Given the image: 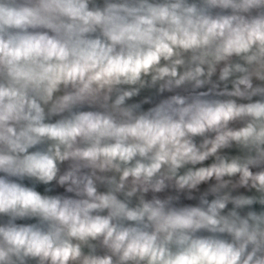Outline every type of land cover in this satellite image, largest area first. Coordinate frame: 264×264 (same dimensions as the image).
<instances>
[{
	"label": "clouds",
	"instance_id": "1",
	"mask_svg": "<svg viewBox=\"0 0 264 264\" xmlns=\"http://www.w3.org/2000/svg\"><path fill=\"white\" fill-rule=\"evenodd\" d=\"M212 2L227 6L230 0ZM250 3L264 4V0ZM179 9V4L171 7L113 4L101 13L90 10L87 0H37L22 23L6 22L24 31L0 34V142L13 151L26 152L43 136L69 147L80 138L89 146L67 152L61 159L78 157L101 170L118 167L113 163L115 160L127 162L137 153L145 155L158 140H162L158 160L165 159L167 146L171 145L175 149L172 159L179 163L176 157L190 151L187 141L182 142L186 131L196 134L238 117H247L248 122L229 133L232 139L264 143V102L255 97L251 102L244 99L246 93L240 86L251 87L253 81L244 75L245 69L239 64L236 83L228 92L230 99L197 94L136 115L125 108V102L138 93L125 90L112 102L111 111L93 110L102 94L105 102L111 99L108 93L113 86L135 84L142 75L155 72L160 78L174 80L177 86L194 82L199 88L202 78L207 74L210 79L221 63L224 67L220 69L219 80L230 79L233 73L227 61L233 56L246 61L264 58V20L233 25L235 17L209 20L195 16L193 7L182 12ZM97 31L100 36L91 35ZM190 45H198L204 54L182 72L185 61L179 56L182 51H189ZM57 93L60 95L54 100ZM50 103L56 112L75 106H81L82 110L58 124H45L44 106ZM114 112L121 113L123 118L118 119ZM189 116L191 122L186 123L185 117ZM257 120L261 121L259 127L255 125ZM11 162L12 157L0 155V166ZM159 167V163L147 169L138 165L126 169L123 176L139 177L142 170L151 176ZM55 169L53 157L28 154L24 166L14 171L27 172L48 182L55 177ZM213 171L217 176L240 174L241 187L251 184L264 190V168L253 171V166L241 168L231 164ZM207 178H211V173ZM95 193L89 181L86 194L98 203L61 202L0 180V213L23 209L19 214L25 215L30 211L52 222L54 229L42 232L35 226L0 227V264H17L25 257L40 258L49 264H69L80 255V250L62 240L61 233L81 239L106 233L105 243L111 239L112 248L123 261L264 264V227L243 212L236 217L221 214L227 203H214L211 214L199 209L165 210L159 202L158 206L146 203L142 210L125 211L124 204L117 203L114 196ZM236 203L251 205L253 201L249 198ZM109 206L117 209L114 215L145 222V227L151 225L153 230H117L109 219L89 216L90 210ZM201 229L224 234L225 238L190 240L186 234ZM176 238L183 247L172 253L168 245ZM91 264H112V261L106 258Z\"/></svg>",
	"mask_w": 264,
	"mask_h": 264
},
{
	"label": "crops",
	"instance_id": "2",
	"mask_svg": "<svg viewBox=\"0 0 264 264\" xmlns=\"http://www.w3.org/2000/svg\"><path fill=\"white\" fill-rule=\"evenodd\" d=\"M37 0H0V34L8 35L10 33H19L24 29L11 27L17 23H22L26 14L31 11ZM88 8L92 11L105 13L113 4H127L139 7L141 4H147L157 7H171L173 4H179V11L187 7L196 9L195 16L217 20L221 13L226 10H232L233 25L240 21L252 22L264 20V4L250 3V0H230L227 6L220 3H213L212 0H87ZM100 36V32L91 34ZM204 54L203 49L198 45H190V50L181 52L180 59L185 61L181 71H185L193 64L198 62V58ZM164 64V61H161ZM233 75L230 79L221 82L219 80L220 69L224 67L221 63L217 65L216 74L209 79L207 74L203 77V84L199 88L195 83H183L177 86L174 80L170 78H160L157 73L142 75L141 79L135 84L121 83L112 87L108 95L110 100L105 102L102 94L93 110H112V102L125 90L133 91L132 99L125 102V108L131 110L133 114H142L145 109H156L160 105L163 108L171 104L174 100L181 98L191 99L197 94L207 98L230 99L229 90H232L236 83L239 73L236 71V65H241L244 69V75L248 76L253 82L251 87L241 85L245 91L244 97L248 102L252 98L258 102H264V58L246 61L242 57L233 56L227 61ZM154 77H156L154 79ZM107 92V89L105 90ZM60 93L56 94L54 100ZM45 124H58L63 120L73 117L74 113L82 110L81 106H75L72 109H66L63 112L53 111V104L44 106ZM118 119H122L121 113L114 112ZM185 122H191V118L185 117ZM248 122L247 117H238L228 122H221L219 125L207 128L203 131V137L200 140H193L190 131L182 138V142L187 141L190 151L181 153L176 157L179 163L174 162L172 155L175 149L171 145L167 146L168 155L164 160H158V154L161 153L159 147L162 140H158L157 145L145 155L138 153L130 161L115 160L113 163L118 167L109 166L103 170L93 167L90 163L83 161L78 157H64L67 152L76 151L88 147V142L77 138L75 144L71 147L67 144H61L57 140L50 139L48 136L40 138L36 145L30 146L26 152L13 151L10 147L0 142V155L12 157L10 164L0 166V180L8 185H16L27 191L39 194L42 198L59 199L61 202L74 201L97 202L94 197H88L86 188L88 182L96 189V196L111 195L114 196L117 203L125 206V211L142 210L144 204L153 206L163 205L165 210H192L199 209L211 214V207L214 203H227L228 207L223 210V215L236 217L241 212L248 214L255 219L258 225L264 227V190H258L248 185L241 187L240 174L217 176L214 169H220L227 165L236 164L243 168L253 166V171H259L264 168V143L260 141H235L229 135L230 132L240 129ZM259 127L261 121H255ZM170 135V133H166ZM216 147V151H212ZM59 153V155H57ZM28 154L49 155L56 160L55 177L48 182L31 175L27 172L14 171L24 166V161ZM159 163L160 167L154 171L151 176L147 171L142 170L139 177L129 175L123 176V172L128 168H135L143 165L144 169L150 168L153 164ZM18 173V178L9 183L8 179ZM211 173V178H207ZM44 174L41 169V175ZM68 177L64 180V177ZM183 185V186H182ZM193 185H195L193 187ZM253 201L251 205H237L238 200L249 199ZM23 209H17L6 213H0V227L9 229L13 227L35 226L36 230L49 232L54 230L50 221H45L37 214L28 211L25 215L19 213ZM117 209L113 206L105 208L92 209L89 216L93 219H109L110 225L117 230L129 228H138L143 231H152L151 225L145 227V222L132 221L123 214H113ZM190 240L198 239H221L224 234L211 232L207 229L199 231H189L186 233ZM61 239L67 240L72 247H79L80 255L69 264H91L92 261L111 258L112 264H143L140 261H123L120 254L112 248V240L105 243L106 233H101L95 238L86 236L85 238H74L61 233ZM230 239V237H228ZM178 238L170 242L168 249L175 253L182 248ZM17 264H49L48 261L40 258L25 257L17 261ZM193 264L195 261L193 260Z\"/></svg>",
	"mask_w": 264,
	"mask_h": 264
},
{
	"label": "built area",
	"instance_id": "3",
	"mask_svg": "<svg viewBox=\"0 0 264 264\" xmlns=\"http://www.w3.org/2000/svg\"><path fill=\"white\" fill-rule=\"evenodd\" d=\"M232 16V10H226L223 11L221 13V15L218 18V21L223 20L224 18H231ZM192 139L194 140H200L203 137V131L202 132H198L196 134H193L192 132H190ZM19 174L18 173H14L9 179L8 182L9 183H13L17 178H18Z\"/></svg>",
	"mask_w": 264,
	"mask_h": 264
},
{
	"label": "trees",
	"instance_id": "4",
	"mask_svg": "<svg viewBox=\"0 0 264 264\" xmlns=\"http://www.w3.org/2000/svg\"><path fill=\"white\" fill-rule=\"evenodd\" d=\"M194 140V139H193ZM195 141V140H194Z\"/></svg>",
	"mask_w": 264,
	"mask_h": 264
}]
</instances>
